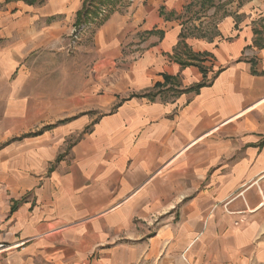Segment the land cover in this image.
<instances>
[{
	"label": "crops",
	"instance_id": "crops-1",
	"mask_svg": "<svg viewBox=\"0 0 264 264\" xmlns=\"http://www.w3.org/2000/svg\"><path fill=\"white\" fill-rule=\"evenodd\" d=\"M86 1L0 0V264H264V0H109L66 72Z\"/></svg>",
	"mask_w": 264,
	"mask_h": 264
},
{
	"label": "rangeland",
	"instance_id": "rangeland-1",
	"mask_svg": "<svg viewBox=\"0 0 264 264\" xmlns=\"http://www.w3.org/2000/svg\"><path fill=\"white\" fill-rule=\"evenodd\" d=\"M100 1V2H99ZM114 1V0H113ZM110 1L109 0H96L93 4L94 13L92 15H89L88 20L84 21L86 24H90L87 28L85 27V30L82 31L77 38L74 37V35L70 36L69 39V45L65 49V54H68L69 57H72L76 60H78V65L80 64V60H82V67L79 65L78 67L76 64H70L67 63L64 66V69L69 72L74 71H81V68L83 70H86L87 68H90L91 71L93 66L95 65V53L92 51L91 41L88 39L90 35V31L95 27L96 23H98L101 19L105 17L106 12L110 10ZM97 14V15H96ZM88 60V62L86 61Z\"/></svg>",
	"mask_w": 264,
	"mask_h": 264
},
{
	"label": "trees",
	"instance_id": "trees-1",
	"mask_svg": "<svg viewBox=\"0 0 264 264\" xmlns=\"http://www.w3.org/2000/svg\"><path fill=\"white\" fill-rule=\"evenodd\" d=\"M96 0H87L84 5L82 6V10L80 11V13L78 14V20H79V23L82 22L84 23L85 21L88 20V17L89 15H92L94 13V7H93V4L95 3ZM117 1V0H116ZM121 1V0H119ZM213 1L214 0H205V3L208 5V6H213ZM100 2V1H99ZM97 15V14H96ZM84 19H86L84 21ZM86 23V22H85ZM179 47L182 48V50H184V53L186 54L187 58L189 59V61H200V56L199 55H196V54H193L191 53L189 50L186 49V45L185 44H180ZM186 63H190V62H187V60L181 64L185 65ZM165 79L167 80L168 78L165 77ZM156 86H161L160 83H157Z\"/></svg>",
	"mask_w": 264,
	"mask_h": 264
},
{
	"label": "built area",
	"instance_id": "built-area-1",
	"mask_svg": "<svg viewBox=\"0 0 264 264\" xmlns=\"http://www.w3.org/2000/svg\"><path fill=\"white\" fill-rule=\"evenodd\" d=\"M130 1H131V0H130ZM85 26H86V25L84 24L83 27H85ZM81 29H82V27H81ZM81 29H80V30H81ZM74 32H75V31H74ZM74 32H73L72 35H74V37L77 38V37H76V34H74ZM3 247H4V245H3L2 243H0V251L4 249Z\"/></svg>",
	"mask_w": 264,
	"mask_h": 264
}]
</instances>
